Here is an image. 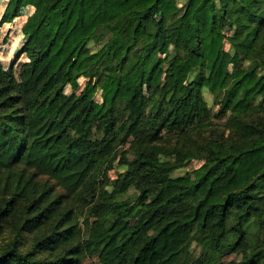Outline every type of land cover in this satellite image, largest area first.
<instances>
[{"label": "trees", "instance_id": "16d2710c", "mask_svg": "<svg viewBox=\"0 0 264 264\" xmlns=\"http://www.w3.org/2000/svg\"><path fill=\"white\" fill-rule=\"evenodd\" d=\"M15 19L0 264H264V0H5Z\"/></svg>", "mask_w": 264, "mask_h": 264}, {"label": "rangeland", "instance_id": "374dc122", "mask_svg": "<svg viewBox=\"0 0 264 264\" xmlns=\"http://www.w3.org/2000/svg\"><path fill=\"white\" fill-rule=\"evenodd\" d=\"M178 4H181L183 0H177ZM5 5V0H0V18L2 15V11ZM23 23L17 21L15 19L12 23H0V64L7 67L18 68L19 64L25 60V56L19 53L20 47L26 39L27 34L22 32ZM91 48H95L96 44L90 43ZM84 81L82 79L79 80V83L82 84ZM66 93H69L71 90L69 87L65 89ZM205 99L207 101L208 106H210L213 113H215L218 109L217 105L212 103V98L209 94H204ZM202 164V160H192L187 166L184 168L177 170L173 173V175H183L185 172L190 171L199 167ZM116 169H112L108 171V175L110 178H115ZM240 258V254H231L225 258V260L237 261ZM96 258L85 259L84 264H95Z\"/></svg>", "mask_w": 264, "mask_h": 264}]
</instances>
